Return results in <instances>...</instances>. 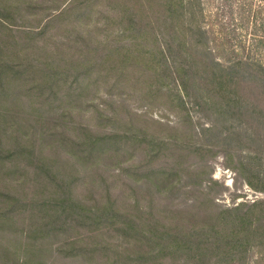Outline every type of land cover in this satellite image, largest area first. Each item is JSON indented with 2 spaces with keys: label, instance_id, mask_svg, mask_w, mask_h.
I'll list each match as a JSON object with an SVG mask.
<instances>
[{
  "label": "rangeland",
  "instance_id": "rangeland-1",
  "mask_svg": "<svg viewBox=\"0 0 264 264\" xmlns=\"http://www.w3.org/2000/svg\"><path fill=\"white\" fill-rule=\"evenodd\" d=\"M157 30L142 0H0V264H264V134L234 103L264 115V73L184 96Z\"/></svg>",
  "mask_w": 264,
  "mask_h": 264
},
{
  "label": "trees",
  "instance_id": "trees-1",
  "mask_svg": "<svg viewBox=\"0 0 264 264\" xmlns=\"http://www.w3.org/2000/svg\"><path fill=\"white\" fill-rule=\"evenodd\" d=\"M142 5L147 13L152 10L155 15L156 24L160 29V32L157 30L156 36L162 40V46L167 47V35L171 40H186L191 52L188 54L190 79L186 73L176 72L174 81L180 94L189 96L190 93L207 91L208 97L212 91L221 89L224 83L234 81L242 74V67L246 68L249 74L264 73V59H259L264 51V0H142ZM226 19L230 20L229 24H226ZM233 23L244 28L245 38L249 37L250 40L243 38L235 42L236 37L231 33L232 30L229 32L230 36L223 32L224 28L227 29ZM179 34L183 36L180 38ZM211 45L213 47H210ZM166 51L171 52L169 48ZM221 54L228 57L227 62H224L226 65L221 64L218 59ZM197 55L210 58L214 56L211 67L201 60L191 64ZM226 76L230 80L225 78ZM207 97L202 98L204 103L209 101ZM234 103L239 109L236 117L255 121L258 127L256 130H260L254 132V135L262 136L264 115L257 113L253 105H248L241 97L235 98ZM218 116L222 119L227 117L223 114ZM250 130L251 128H246L244 135L254 141ZM257 206L264 207V201H254L249 208L254 209ZM205 229L206 232L214 230L211 226ZM196 232L192 231L193 238ZM247 246L248 244L241 243L235 247L245 249ZM230 253L226 252L224 257L232 260Z\"/></svg>",
  "mask_w": 264,
  "mask_h": 264
}]
</instances>
